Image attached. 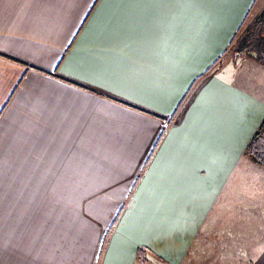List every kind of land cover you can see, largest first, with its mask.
Listing matches in <instances>:
<instances>
[{
  "label": "crops",
  "instance_id": "crops-1",
  "mask_svg": "<svg viewBox=\"0 0 264 264\" xmlns=\"http://www.w3.org/2000/svg\"><path fill=\"white\" fill-rule=\"evenodd\" d=\"M263 10L0 0V264H264V98L229 78Z\"/></svg>",
  "mask_w": 264,
  "mask_h": 264
},
{
  "label": "trees",
  "instance_id": "trees-1",
  "mask_svg": "<svg viewBox=\"0 0 264 264\" xmlns=\"http://www.w3.org/2000/svg\"><path fill=\"white\" fill-rule=\"evenodd\" d=\"M233 54H239L237 58L252 56L260 64H264V10L243 33L234 48ZM245 154L255 164L264 167V119L258 131L249 141ZM138 259L140 262L146 261L144 250L141 248L138 249Z\"/></svg>",
  "mask_w": 264,
  "mask_h": 264
},
{
  "label": "rangeland",
  "instance_id": "rangeland-1",
  "mask_svg": "<svg viewBox=\"0 0 264 264\" xmlns=\"http://www.w3.org/2000/svg\"><path fill=\"white\" fill-rule=\"evenodd\" d=\"M230 58L234 61L236 66H239L238 71L239 73H242V75L230 76L229 78L238 85L248 88L250 92H254L258 96L264 98V64H259L256 59L251 56L237 58L235 55L231 54ZM241 59H243V61H241ZM226 258H232L230 259V264H242L240 257ZM224 261V256L196 255L193 257L190 256L186 264H224ZM145 264H160V262L158 259H153L152 261H147Z\"/></svg>",
  "mask_w": 264,
  "mask_h": 264
},
{
  "label": "snow or ice",
  "instance_id": "snow-or-ice-1",
  "mask_svg": "<svg viewBox=\"0 0 264 264\" xmlns=\"http://www.w3.org/2000/svg\"><path fill=\"white\" fill-rule=\"evenodd\" d=\"M139 2L161 6V5H174V4H191L194 2H199V0H139Z\"/></svg>",
  "mask_w": 264,
  "mask_h": 264
},
{
  "label": "water",
  "instance_id": "water-1",
  "mask_svg": "<svg viewBox=\"0 0 264 264\" xmlns=\"http://www.w3.org/2000/svg\"><path fill=\"white\" fill-rule=\"evenodd\" d=\"M239 54H236L235 57H238Z\"/></svg>",
  "mask_w": 264,
  "mask_h": 264
}]
</instances>
